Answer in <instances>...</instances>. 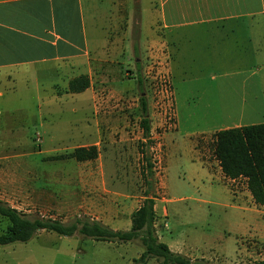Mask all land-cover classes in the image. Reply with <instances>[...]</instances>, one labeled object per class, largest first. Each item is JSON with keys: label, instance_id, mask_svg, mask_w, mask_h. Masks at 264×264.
<instances>
[{"label": "rangeland", "instance_id": "rangeland-1", "mask_svg": "<svg viewBox=\"0 0 264 264\" xmlns=\"http://www.w3.org/2000/svg\"><path fill=\"white\" fill-rule=\"evenodd\" d=\"M96 3L103 13L135 9L134 32L119 36L124 18L119 20L123 26L110 34L121 38L119 53L96 66L83 93L68 91L66 75L54 82V90H42L49 82L31 80L32 90L40 87L39 97L15 96L25 92L21 82L17 90L6 91L9 102L0 100V199L30 217L69 222L86 214L127 228L150 190L156 194L154 225L160 240L196 255L222 251L228 257L218 255L214 263L208 260L212 264L263 259L264 241L258 239L264 207L235 196L208 161L215 159L212 141L219 127L264 122V42L257 56L245 42L223 44L231 20L203 23L210 29L194 36L197 27L185 24L178 30L190 40L182 39L169 63V50L149 43L150 0ZM84 5L89 15L94 7ZM255 19L261 18L244 17L240 24ZM142 96L150 118L147 135L140 124ZM192 143L197 150H191ZM91 144L95 157L72 155L76 146ZM142 154L153 163L151 184L143 176ZM5 223L0 217V230ZM41 232L28 241L0 245V252L10 251V264L13 257L19 264H141L136 258L144 246L138 238L109 242L78 232ZM239 246L247 252L237 253ZM144 264L161 263L152 256Z\"/></svg>", "mask_w": 264, "mask_h": 264}, {"label": "crops", "instance_id": "crops-1", "mask_svg": "<svg viewBox=\"0 0 264 264\" xmlns=\"http://www.w3.org/2000/svg\"><path fill=\"white\" fill-rule=\"evenodd\" d=\"M96 1L101 0H0V100L2 99L4 104L9 102L6 91L11 89L14 91L16 82L24 84L25 92L16 91L14 95L24 98L32 97L33 94L35 97L40 95L38 84L35 85V90H32L30 81L33 79L37 82L39 80L49 82L48 85L42 83V90H54V82L62 76H67L66 86L68 88V82L72 77L84 73L89 76V86L79 92H70L69 89L68 91L83 93L90 88L96 66L107 60L109 55L117 56L119 53L120 46L117 42L121 38L110 36L113 28L124 25L122 35H119L124 36L125 33L134 32L137 22L135 9L128 14L119 8L103 13L97 9ZM88 2L94 7L89 15L84 5ZM150 2L149 16L152 17L153 34L149 38V43L168 49L169 63L173 53L175 59L180 50L182 39L187 37L186 35L181 36L185 31L180 32L179 27L185 24L197 27V29L193 28V34L191 33L194 36V34L207 32L210 29V26H205L203 23L208 24L221 20H231L225 30L226 35L224 34L221 38L224 45L231 47L236 43L245 42L251 49H255V55L262 56L258 51L264 42V0H150ZM113 4L117 6L116 3ZM244 17L261 19L244 21L241 25L240 21ZM121 18H124L123 25H120ZM141 22L140 9L139 32ZM214 27L220 30L225 28L224 24L222 27L215 24ZM187 40H190V35ZM239 125L243 123L224 127ZM220 128L223 127L218 129ZM191 147V150H197L194 143ZM208 163L216 169L224 181L228 182L235 196L244 198L252 206L264 207V204L254 201L247 188L245 176H226L216 156ZM90 217L98 219L94 216ZM101 221L117 228L107 221ZM41 230L48 231L39 229L33 236L42 233ZM260 236L261 239L258 240L264 241V228ZM167 244L175 251L192 258L203 257L212 263L218 255L227 257L222 251L216 252L215 255L208 254L212 256L208 257L185 251L176 242ZM240 251L247 252V247L239 246L236 252ZM9 254V250L3 249L0 252V264H10L8 263ZM13 259H15L14 264H19L17 257Z\"/></svg>", "mask_w": 264, "mask_h": 264}, {"label": "trees", "instance_id": "trees-1", "mask_svg": "<svg viewBox=\"0 0 264 264\" xmlns=\"http://www.w3.org/2000/svg\"><path fill=\"white\" fill-rule=\"evenodd\" d=\"M89 84V76L82 73L69 80L68 89L71 92H79ZM141 108L140 124L143 133L147 135L150 131V118L144 96L141 97ZM212 145L223 173L228 177L245 176L247 188L254 201L264 204V122L220 128L214 132ZM72 155L78 160L93 158L97 155V148L94 144L76 146ZM142 156L146 159L143 176L145 181L151 184V177L154 174L153 163L149 155L142 154ZM149 191L133 211L129 228H113L86 214L76 215L69 222L52 216L30 217L24 211L0 199V217L6 220L5 226L0 230V245L13 241H26L39 229H46L63 235L78 232L85 237L107 241L124 242L138 238L144 246L136 258V262L141 264L146 263L152 256L158 258L161 264H212L203 257L192 258L175 251L159 239L154 225L156 194H149ZM248 264H264V258Z\"/></svg>", "mask_w": 264, "mask_h": 264}]
</instances>
